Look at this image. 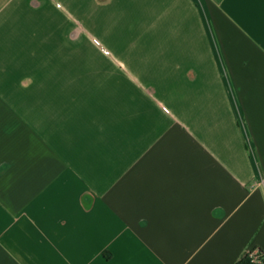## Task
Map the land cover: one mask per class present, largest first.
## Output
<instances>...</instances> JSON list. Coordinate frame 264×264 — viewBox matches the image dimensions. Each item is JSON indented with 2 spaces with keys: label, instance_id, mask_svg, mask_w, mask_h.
Here are the masks:
<instances>
[{
  "label": "crops",
  "instance_id": "obj_1",
  "mask_svg": "<svg viewBox=\"0 0 264 264\" xmlns=\"http://www.w3.org/2000/svg\"><path fill=\"white\" fill-rule=\"evenodd\" d=\"M257 248L264 0H0V264Z\"/></svg>",
  "mask_w": 264,
  "mask_h": 264
},
{
  "label": "trees",
  "instance_id": "obj_2",
  "mask_svg": "<svg viewBox=\"0 0 264 264\" xmlns=\"http://www.w3.org/2000/svg\"><path fill=\"white\" fill-rule=\"evenodd\" d=\"M236 264H264V250L257 248L243 256Z\"/></svg>",
  "mask_w": 264,
  "mask_h": 264
}]
</instances>
